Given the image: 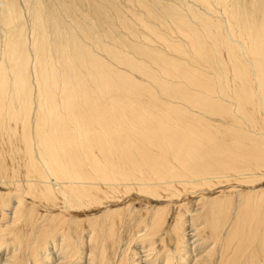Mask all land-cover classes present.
I'll use <instances>...</instances> for the list:
<instances>
[{"label":"bare ground","instance_id":"obj_1","mask_svg":"<svg viewBox=\"0 0 264 264\" xmlns=\"http://www.w3.org/2000/svg\"><path fill=\"white\" fill-rule=\"evenodd\" d=\"M214 1L132 2L188 37L155 45L115 0H0L1 264H264V0Z\"/></svg>","mask_w":264,"mask_h":264},{"label":"rangeland","instance_id":"obj_2","mask_svg":"<svg viewBox=\"0 0 264 264\" xmlns=\"http://www.w3.org/2000/svg\"><path fill=\"white\" fill-rule=\"evenodd\" d=\"M135 1H137V0H131V2H129V0H115V2H116V4L118 5V8H119V10H120V12L122 13V14H124V15H127V18L129 19V20H131L132 21V23L134 24V29H135V32H134V35H129V34H124L123 33V35H126V37H127V39L129 40H133L134 38V36L136 35V36H140V37H144V38H146V39H149V40H153L155 43V45H161L162 44V39H161V37H160V35H162V34H165L164 33V31L166 30V29H170L171 30V34H170V37L173 39V40H177V41H180V40H183V41H185V42H188V37H187V35H184V34H182V33H177V32H175V28H176V26H175V24L173 23V20L172 19H170V18H164L163 19V21H164V23H163V25H161L160 27H159V29L157 30V32L155 33L156 35H151V34H149L148 32H147V30H144L142 27H140V25H139V22H138V20H137V17H142V18H144V16H143V14L142 15H136V16H134V14H130L129 12H130V10L131 9H133V7L135 6V4H134V6H132L131 5V3L133 2H135ZM206 1L207 0H165V2L166 3H170V2H175V3H181V2H188V3H190V4H193V5H196V6H204L203 5V2H205L206 3ZM209 1H212L213 2V4H215V1L214 0H209ZM203 8V7H202ZM159 26V25H158ZM2 27H1V25H0V33L2 32V29H1ZM172 29L174 30V31H172ZM123 32H128V31H126V30H122ZM1 36H2V33L0 34ZM166 35V34H165ZM133 36V37H132ZM119 37V36H118ZM2 39V38H1ZM104 40L106 41V42H111L112 40H111V38H104ZM142 42H144V41H141V40H137V45L138 46H141V43ZM161 47V46H160ZM124 48V47H123ZM123 48H121V49H123ZM145 48V47H144ZM164 48V47H163ZM167 49V50H166ZM164 50V52L165 53H167L168 55H171V56H169V57H176V58H178V56H176L173 52H169L168 50V48H165V49H163ZM132 51V50H131ZM168 51V52H167ZM97 54H99L100 56H102L104 59H109L110 58V56L104 51V50H98L97 52H96ZM185 54H187V55H189L190 54V50H187L186 52H184ZM131 54L132 55H134L135 53L132 51L131 52ZM136 55V54H135ZM137 56H138V54H137ZM180 57V56H179ZM179 60V59H178ZM133 72V74L135 75V77L137 78V79H139V80H143V81H145V82H148V80H147V78L146 77H144V76H142L141 74H139L138 72H135V71H132ZM261 184V183H260ZM259 184V185H260ZM262 185V186H261ZM260 186H258V184L256 185L257 186V188L259 189V188H263L264 187V182H262V184H261ZM239 188H241V187H239ZM264 189V188H263ZM215 194H213V196H215L216 195V191L214 192ZM131 198H129L128 200H130ZM127 200V201H128ZM164 202V203H163ZM167 202H170V201H164V200H161L158 204L159 205H163V206H165V205H167L168 203ZM137 204V205H136ZM135 207L136 208H138V209H145V207H144V205H142V204H139V202L137 201L136 203H135ZM188 230H191V229H188ZM225 230H227V227H225V229H224V231H223V233H225L226 231ZM90 235H92V233L90 232V231H87L86 233H83V241H84V245H85V248L86 249H89L90 248V245L92 244H89V239H90ZM192 234H188L187 235V241H188V243H190L189 244V247H190V245H191V247L192 246H195L198 242H200V240L199 241H197L196 243H193L192 241L194 240V238H195V236H191ZM191 236V237H190ZM208 242V243H207ZM207 242H205V243H202V244H200V245H198V247H199V251L200 252H206L205 250H209V249H215V247L217 246V248H218V242L214 239V238H211V239H209ZM123 243H126L125 241H123ZM139 243H141V241H135L133 244H132V246L129 248V251H130V253H129V255L130 256H132L133 257V259H140L141 257H142V253L141 254H137L136 253V249L138 250V246L140 245ZM205 246V248H204V246ZM136 246H137V248H136ZM215 246V247H214ZM188 247V248H189ZM85 248H84V250H85ZM188 248H186V250H184V251H182V254H177V255H179V256H177L178 257V260L180 259V258H182V257H184L185 256V253L184 252H186V254L187 253H189L190 252V250L191 249H188ZM194 248V247H193ZM202 248V249H201ZM205 249V250H204ZM135 251V252H134ZM83 252H86V251H83ZM82 253V252H81ZM156 253V252H155ZM155 253H153L152 254V258H151V264H154L155 262H158L157 264H163V262L166 260V256L165 255H167V254H160V253H156V255H155ZM194 253V252H193ZM145 254V253H144ZM81 255V254H80ZM161 255V256H160ZM91 259H92V256H89ZM88 257V255H85L83 258H77V260L75 259V261H78L77 262V264H83V262H84V264H88V259H90ZM156 258H158V259H156ZM2 260H0V264L2 263V261H3V258H1ZM143 260H144V258H143ZM154 261V262H153ZM53 262H55V256L54 255H50L49 256V258H48V264H54ZM173 262H177V261H173ZM131 263H133V261L131 260V262L129 261V264H131ZM175 264V263H174ZM178 264H180V263H178Z\"/></svg>","mask_w":264,"mask_h":264}]
</instances>
